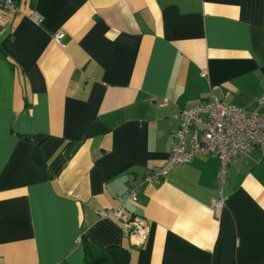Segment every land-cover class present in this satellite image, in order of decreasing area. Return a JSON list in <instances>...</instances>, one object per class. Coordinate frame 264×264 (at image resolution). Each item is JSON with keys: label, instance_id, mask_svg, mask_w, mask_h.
<instances>
[{"label": "crops", "instance_id": "1", "mask_svg": "<svg viewBox=\"0 0 264 264\" xmlns=\"http://www.w3.org/2000/svg\"><path fill=\"white\" fill-rule=\"evenodd\" d=\"M213 92L264 113V0H17L0 29V264L113 245L131 264H264L258 147L230 162L219 216L217 156L143 182ZM121 204L147 218L143 242L105 216Z\"/></svg>", "mask_w": 264, "mask_h": 264}, {"label": "built area", "instance_id": "2", "mask_svg": "<svg viewBox=\"0 0 264 264\" xmlns=\"http://www.w3.org/2000/svg\"><path fill=\"white\" fill-rule=\"evenodd\" d=\"M17 9V0H0V29L6 22V14ZM34 18L40 21L38 14ZM65 33L59 31L57 39ZM264 102V95L259 97ZM162 103L165 100L161 101ZM179 128L174 133V145L170 158L163 166L153 168L144 176L143 182L155 183L167 175L176 164L190 162L198 154L217 156L220 161L217 181L219 196L213 200L214 214L219 216L226 204L222 193L227 181L228 166L231 161L247 155L258 147L264 154V113L251 112L230 104L216 93L199 104L184 109ZM142 184L129 188L127 201L137 202ZM105 216L121 222L139 242H143L149 232V223L145 216L132 213L124 205L110 207Z\"/></svg>", "mask_w": 264, "mask_h": 264}, {"label": "trees", "instance_id": "3", "mask_svg": "<svg viewBox=\"0 0 264 264\" xmlns=\"http://www.w3.org/2000/svg\"><path fill=\"white\" fill-rule=\"evenodd\" d=\"M90 264H131L130 252L122 246H108L98 253L90 252Z\"/></svg>", "mask_w": 264, "mask_h": 264}]
</instances>
